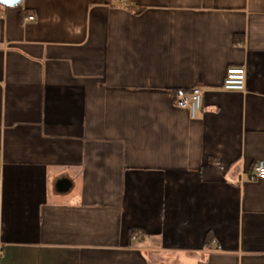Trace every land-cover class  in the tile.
Returning a JSON list of instances; mask_svg holds the SVG:
<instances>
[{"label": "crops", "instance_id": "0c3cea01", "mask_svg": "<svg viewBox=\"0 0 264 264\" xmlns=\"http://www.w3.org/2000/svg\"><path fill=\"white\" fill-rule=\"evenodd\" d=\"M260 162L264 0L0 5V264H264Z\"/></svg>", "mask_w": 264, "mask_h": 264}, {"label": "built area", "instance_id": "2783aa9c", "mask_svg": "<svg viewBox=\"0 0 264 264\" xmlns=\"http://www.w3.org/2000/svg\"><path fill=\"white\" fill-rule=\"evenodd\" d=\"M125 6L127 0H118ZM29 22L36 21L34 15H29L26 19ZM247 72L243 67H230L226 72V77L223 83V89L226 91L244 92L246 89ZM175 104L182 109H188L192 118H195L201 112L203 107V91L201 89H193L189 92L178 90L174 93ZM264 180V163L260 162L255 167L254 173L251 175V180ZM137 237L133 236L132 239ZM214 245V243H213ZM1 253V251H0Z\"/></svg>", "mask_w": 264, "mask_h": 264}, {"label": "water", "instance_id": "95a60500", "mask_svg": "<svg viewBox=\"0 0 264 264\" xmlns=\"http://www.w3.org/2000/svg\"><path fill=\"white\" fill-rule=\"evenodd\" d=\"M24 0H0V5L4 7H17L20 6Z\"/></svg>", "mask_w": 264, "mask_h": 264}, {"label": "trees", "instance_id": "16d2710c", "mask_svg": "<svg viewBox=\"0 0 264 264\" xmlns=\"http://www.w3.org/2000/svg\"><path fill=\"white\" fill-rule=\"evenodd\" d=\"M134 235V233H132V236Z\"/></svg>", "mask_w": 264, "mask_h": 264}]
</instances>
